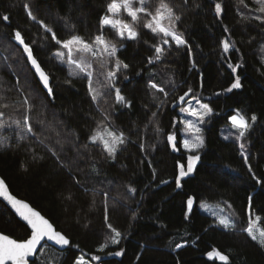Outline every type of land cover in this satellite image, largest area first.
Segmentation results:
<instances>
[{
    "label": "trees",
    "instance_id": "1",
    "mask_svg": "<svg viewBox=\"0 0 264 264\" xmlns=\"http://www.w3.org/2000/svg\"><path fill=\"white\" fill-rule=\"evenodd\" d=\"M110 2L0 0V96H6L4 102L10 105L0 108L4 112L0 124L5 125L0 128V140L7 138L0 146V175L14 195L29 202L70 239L65 251L42 247L35 264H75L80 257L92 264H224L218 257H209L214 251L227 255L228 264H264V248L247 231L255 215L264 225V23L254 19L262 15L255 11L258 5L254 0H164L181 16L176 31L188 44L177 48L170 37L164 45L162 35L145 29L148 18L142 13L133 25L136 40H120L108 26L101 30L99 20ZM159 3L146 0L144 6L154 12ZM217 3L222 9L219 14ZM25 4L62 40L79 35L91 42L103 34L115 43L118 58L129 68L117 73L114 84L131 106L116 103L114 89L105 87L104 74L112 68L104 63L108 57L76 52L75 58L93 63L94 86L102 93L93 102L87 78L69 76L70 68L78 70L66 63L67 50L27 17ZM139 6L133 0V7ZM116 17L131 23L123 9ZM16 30L50 77L53 96H47L15 41ZM225 40L230 44L227 52ZM154 46L164 52L150 64ZM56 51L65 52V63L55 56ZM229 63L240 67L233 73ZM237 76L241 87L227 91ZM151 83L165 92L150 88ZM189 88L192 94L186 100L199 95L213 110L206 146L193 153L183 149L180 139L175 151L167 141L168 134L179 136L178 100ZM24 99L32 105L30 110ZM237 112L250 125L245 137L224 140L222 127L231 125L230 117ZM26 117L34 134L26 133ZM108 126L127 137L114 158L100 142L95 145L89 139ZM22 135L26 138L21 139ZM189 155H199L200 160L194 173L182 178L177 187L179 165L186 166ZM253 176L262 183L257 184ZM189 198L194 201L190 210ZM201 202L228 206L235 225L220 226L199 210ZM108 224L121 236L115 237ZM0 232L19 241L31 234L1 201Z\"/></svg>",
    "mask_w": 264,
    "mask_h": 264
},
{
    "label": "snow or ice",
    "instance_id": "2",
    "mask_svg": "<svg viewBox=\"0 0 264 264\" xmlns=\"http://www.w3.org/2000/svg\"><path fill=\"white\" fill-rule=\"evenodd\" d=\"M187 3V0H184ZM241 3H244V0H240ZM139 7H133V0H111L110 3L107 4V14L103 15L100 20L99 24L101 26V30L108 26L111 29L115 30L117 36L120 40L128 39V40H136L138 37V32L134 28V23L138 22L140 19L139 14H143L144 17L148 19L145 20L143 27L145 29L150 30L153 34L162 35L163 44H169V37L171 41H173L177 48L181 46H187L188 42L183 38L182 34L176 31V22L181 19V16L176 14L173 7H170L169 4L165 3L164 0H160L159 6L155 9L154 12L149 11L147 7L144 5L146 4V0H138ZM254 3L258 5L255 8V11L262 14L261 16H256L254 19L260 20L261 23H264V0H254ZM199 5H197L198 7ZM247 6V5H245ZM27 17L34 21L35 23L39 24V26L44 30L46 33H51V40L55 42L61 49L67 50V59L66 63L69 66L75 67L78 71H72L71 68L69 70V76H79L83 74V77L87 78V86L88 92L91 96L93 102H97L98 99L102 96L101 91L94 86L93 80V72H92V64L86 60L85 58H75L74 51L84 54H90L92 57H108V60H105L104 63L112 64V68L108 70L105 74V87L108 89H114L115 92V101L116 103H124L127 106H131L130 102L126 100V97L121 94V90L118 87H115L114 80L117 78V73L120 72L122 69L127 70L129 65L123 63L118 56V48L115 43H112L109 40H106L103 34H98L95 36L94 40L88 42L84 40L79 35H72L68 39H60L57 37L56 33L53 31L52 28L48 27L44 21L39 20L33 12L30 10L29 5H24ZM126 13L128 17L131 18V23L123 22L118 19L110 18L112 16L118 15L121 10ZM215 10L217 14L221 12V5L217 3L215 5ZM3 20L7 21L8 16H3ZM14 39L15 41L22 46L23 52L27 55V60L31 63L32 67L35 69L36 75L39 77V80L42 82L43 87L47 89V96H53V90L49 86V76L41 67V64L38 62L37 58L33 53V48L30 44L25 42V38L22 36L19 30L14 32ZM35 43V41H33ZM230 44L227 40L223 41V49L225 52L229 50ZM155 48V55L154 57L149 58L148 63H153L154 61H158L161 59V55L164 52V49L159 46H154ZM55 56L58 57L61 63H65V52L64 51H56ZM195 66V65H193ZM232 72L235 73L239 65L233 66L231 63L228 65ZM70 82V81H69ZM98 83V81H97ZM150 88L155 89L160 93H164L165 89L162 87H158L156 83H151L149 85ZM241 87L240 77L237 76L235 81L231 84V87L227 89V91L231 92L233 89H238ZM110 94V93H109ZM192 94V89L189 88L184 95L179 97L178 103L179 104H187V107H181L180 111L190 115L192 117L197 118L201 123L205 122V117L212 114V108L207 103H201L197 107H193L189 100H186ZM7 99L6 96H0V108H8L10 105L5 103L4 101ZM23 104L27 105L29 110L31 109L32 105L29 104L28 99L23 100ZM163 104V101H161ZM153 118H155L156 113H152ZM4 117V112L0 111V119ZM107 119V117H105ZM232 125L238 129L237 140L242 139L245 137L246 130L249 128V123L245 119L243 115H232L230 117ZM256 116L253 115L251 117V121L255 122ZM151 122V121H150ZM24 125L26 126V133L34 134V130L32 125L29 123L28 118L26 117L24 120ZM184 125V128L192 133L193 138L184 139L182 141V146L185 150L190 153L196 152L197 150L204 147V140L199 135L201 132V128L196 126L192 123L191 120H182L180 121ZM5 125L0 124V128H3ZM17 127H20V124L17 123ZM101 127H104L101 125ZM160 129L157 128V131ZM21 139L26 138L25 136H21ZM92 143H96L99 141L102 146L103 150L108 154L109 157H115V154L118 150V146L123 145L127 137L123 132L117 133L114 130H109L105 128L104 132H97L94 135L89 137ZM227 139V137H225ZM7 138L0 140V146H4L6 143ZM167 141L171 144L173 150H178V137L173 134L167 135ZM43 142V141H41ZM59 143V141H57ZM241 149L244 148V145H240ZM141 149L143 150V145H141ZM53 155H56L53 152ZM241 155L244 156V152H241ZM35 159V157H34ZM200 160L199 155H189L187 158V165L180 164L179 165V175L176 178V185L177 187L181 186V179L190 176L194 173L196 164ZM245 163H248V157L244 156ZM95 170V169H94ZM249 171H252L251 166L249 165ZM253 179L256 180L257 184H261V180L257 179L253 176ZM166 182V181H165ZM79 183V181H77ZM128 191L135 192L136 189L129 188ZM0 197H3L4 200L11 205L12 209L19 215V217L26 222V225L30 227L31 234L29 238L24 239L23 241H17L16 239L9 238L7 235L0 234V264H30L29 258L34 257V255L38 254V246L42 247L41 242H54L56 245L66 246L69 244V240L59 233L58 231L54 230L53 225L49 223L47 219H45L38 211H35L32 207L29 206L28 203H25L19 199H16L12 195H10L7 191V188L4 184L3 180H0ZM70 198V197H69ZM252 197L249 196V207L251 208L252 204ZM188 208L189 210L192 207L193 200L191 198L188 199ZM203 207V205H201ZM107 220V215L105 217ZM260 217H256V221H259ZM220 224L223 225L225 228L231 226L230 221L228 219L221 218ZM252 223V220H249V224ZM108 228L115 233V237H120L121 233L112 227L111 224H108ZM248 234L252 238V240L256 241L257 236L254 234L251 227L248 228ZM259 245L264 248V230L259 232V240L257 241ZM113 243H118L115 238H113ZM179 247V245H177ZM116 256L122 255L121 252H116ZM209 257H218L220 261H223L224 264H228V256L221 254L219 251L210 252ZM92 259L98 260L99 257L93 256ZM32 264H35L33 261ZM75 264H85L83 257H80L76 260Z\"/></svg>",
    "mask_w": 264,
    "mask_h": 264
},
{
    "label": "rangeland",
    "instance_id": "3",
    "mask_svg": "<svg viewBox=\"0 0 264 264\" xmlns=\"http://www.w3.org/2000/svg\"><path fill=\"white\" fill-rule=\"evenodd\" d=\"M110 18L121 20L119 17L112 16L111 14H110ZM75 53L76 52L74 51V54ZM187 100H189L191 102V104H192L193 107H197L201 103H207L199 95L190 97ZM187 106H188L187 104H182L181 105V107H187ZM180 108L178 109V116L176 117V126H178V128H179L178 129V133H179V136H180L179 137L178 134L176 133V136L178 137V141L180 139L181 145H182V141L184 139H190L191 140L193 138L192 133L188 132L184 128V125L182 123H180V121H182V120H191L193 124H195L196 126H198V127L201 128V132L199 133V135L203 138V140H204V147H205L206 146L205 133H206V129H207L208 125H209V121H210V118H211L213 112H212L211 115L205 117V122L204 123H201L197 118L192 117L190 115H187L186 113L181 112L180 111ZM237 114L241 115L240 112H237L236 115ZM107 128L109 130L116 131L113 126H108ZM104 130H101L100 132L103 133ZM238 131L239 130L236 129L232 124L231 125L224 126V127H222V130H221V137L224 140H237L236 137L238 135ZM225 137H227V139H225ZM240 140L241 139H239L237 141H240ZM97 142H99V141H97ZM203 148H201V149H203ZM199 150H197V151H199ZM185 151H187V150H185ZM201 205H203V207ZM199 210L202 211L203 213H207V214L211 215L213 218H215L217 220V223L220 226H223L219 222L221 218L228 219L230 221L231 226H234L235 225V221H234V219L232 217V213H231L229 207L226 206V205H224V204H215V203H210V202H201L199 204ZM256 217H257V215H255V217L253 219H251L252 220V223L250 224L249 227H251L252 230H253V232H254V234H256V236H257V240L256 241H258L259 240V232L262 231V230H264V225H263V223L261 221V218H260L259 221H256ZM84 261H85V264H92V263H90L89 261H87L85 259H84Z\"/></svg>",
    "mask_w": 264,
    "mask_h": 264
},
{
    "label": "water",
    "instance_id": "4",
    "mask_svg": "<svg viewBox=\"0 0 264 264\" xmlns=\"http://www.w3.org/2000/svg\"><path fill=\"white\" fill-rule=\"evenodd\" d=\"M30 65H31V63H30ZM31 67H32V65H31ZM42 67V66H41ZM32 69H33V71H34V73H35V69L32 67ZM36 74V73H35ZM38 77V76H37ZM38 79H39V77H38ZM40 81V80H39ZM41 82V81H40ZM41 84H42V82H41ZM42 86H43V84H42ZM49 86H50V77H49ZM47 90V89H46ZM0 180H3L4 181V184H5V186H6V188H7V191H8V193L10 194V195H12L13 197H15L16 199H19V200H21V201H23V202H25V203H28L29 204V206L30 207H32L35 211H38L37 209H35L29 202H27V201H25V200H23V199H20L19 197H17L16 195H14L13 193H12V191H11V189H10V187L8 186V184H7V182L4 180V178L0 175ZM0 201L15 215V217L19 220V221H21L24 225H26V222H24L20 217H19V215L15 212V210L14 209H12V207H11V205L10 204H8V202L6 201V200H4L3 199V197H0ZM193 203H194V201H193ZM45 219H47L40 211H38ZM48 221H49V223H51L52 225H53V228H54V230H56V231H58L57 230V228L55 227V225L49 220V219H47ZM27 226V225H26ZM28 227V226H27ZM28 229L30 230V232H31V229H30V227H28ZM59 233H61L62 235H64L62 232H60V231H58ZM0 234H3V235H6V234H4V233H1L0 232ZM8 236V235H7ZM65 236V235H64ZM66 237V236H65ZM9 238H12V237H10L9 236ZM67 238V237H66ZM12 239H14V238H12ZM68 240H69V244H70V239L69 238H67ZM17 241H19V240H17ZM41 244H42V247H44V246H46V245H49V246H52V247H54V248H56V249H58L59 251H65L67 248H68V246H69V244L68 245H66V246H60V245H56L54 242H47V243H45L44 241H42L41 242ZM41 246H38V253H39V251L41 250V248H42ZM37 255L38 254H36V255H34V257H31V258H29V260H30V264H32V262L33 261H35V259L37 258Z\"/></svg>",
    "mask_w": 264,
    "mask_h": 264
},
{
    "label": "bare ground",
    "instance_id": "5",
    "mask_svg": "<svg viewBox=\"0 0 264 264\" xmlns=\"http://www.w3.org/2000/svg\"><path fill=\"white\" fill-rule=\"evenodd\" d=\"M172 4H173V3H172ZM185 5H186V4H185ZM171 6H172V5H171ZM186 6H187V5H186ZM174 7H175V6H174ZM251 7H252V6H251ZM256 7H257V6H256ZM249 8H250V7H249ZM246 17H247V16H246ZM61 18H62V17H61ZM182 20H183V19H182ZM63 21H64V20H63ZM180 21H181V20H180ZM73 22H74V21H73ZM178 22H179V21H178ZM104 29H105V28H104ZM178 29H179V28H178ZM177 31H178V30H177ZM97 32H99V31H97ZM181 33H182V32H181ZM71 34H72V33H71ZM73 34H75V33H73ZM261 34H262V33H261ZM69 35H70V34H69ZM155 36H156V35H155ZM159 36H160V35H159ZM159 36H158V37H159ZM37 38H38V37H37ZM35 40H36V39H35ZM36 41H37V40H36ZM147 41H148V40H147ZM258 41H259V40H258ZM158 42H159V41H158ZM256 43H257V42H256ZM147 44H149V43H147ZM150 44H151V43H150ZM156 44H157V43H156ZM149 46H150V45H149ZM172 46H173V45H172ZM221 46H222V45H221ZM170 47H171V45H170ZM164 48H165V47H164ZM165 49H166V48H165ZM153 50H154V49H153ZM173 50H174V49H173ZM222 50H223V49H222ZM166 51H167V50H166ZM221 54H222V53H221ZM93 58H94V57H93ZM103 58H104V57H103ZM95 59H96V58H95ZM93 61H94V60H93ZM98 61H99V60H97V62H98ZM101 62H102V61H101ZM98 63H99V62H98ZM98 63H97V64H98ZM92 64H93V63H92ZM97 64H96V65H97ZM100 65H101V64H100ZM103 65H104V64H103ZM103 65H101L100 67H102ZM105 67H106V66L104 65L103 68L106 69ZM109 68H110V67H109ZM92 69H93V68H92ZM95 69H96V68H95ZM94 71H95V70H94ZM105 71H106V70H105ZM105 73H106V72H105ZM104 76H105V74H104ZM96 77L98 78V76H96ZM102 77H103V76H102ZM102 77H101V78H102ZM99 78H100V77H99ZM165 104H166V103H165ZM180 105H181V104H180ZM125 135H126V134H125ZM38 140H39V139H38ZM229 141H230V140H229ZM40 143H41V142H40ZM94 144H95V143H94ZM98 144H99V143H98ZM95 145H96V144H95ZM46 148H47V146H46ZM101 149H102V148H101ZM101 149H100V150H101ZM103 154H104V153H103ZM94 174H95V173H94Z\"/></svg>",
    "mask_w": 264,
    "mask_h": 264
}]
</instances>
